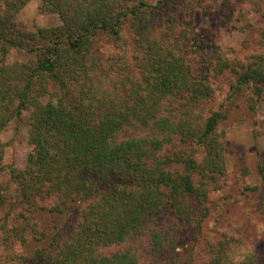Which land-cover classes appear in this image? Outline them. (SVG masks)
I'll list each match as a JSON object with an SVG mask.
<instances>
[{
  "label": "trees",
  "instance_id": "trees-1",
  "mask_svg": "<svg viewBox=\"0 0 264 264\" xmlns=\"http://www.w3.org/2000/svg\"><path fill=\"white\" fill-rule=\"evenodd\" d=\"M242 1L264 22V0ZM22 5L0 0V131L32 108L24 170L6 165L0 141V264H137L129 249L98 248L138 235L165 208L190 219L205 201L196 176L213 181L225 172L214 134L219 113L197 125L194 111L212 97L210 76L230 61L204 53L196 38L195 50H182L194 12L175 0H44L40 11L58 14L60 24L33 28L14 21ZM101 38L109 54L99 52ZM11 50L34 56L10 64ZM239 67L232 95L248 85L259 97L264 63ZM131 125L150 135L119 139ZM177 136L203 148L204 158L193 149L162 154ZM47 214L66 222L40 225ZM192 219L201 230L205 216ZM237 237L210 242L204 264H258ZM163 238L153 233L155 247L170 241Z\"/></svg>",
  "mask_w": 264,
  "mask_h": 264
},
{
  "label": "rangeland",
  "instance_id": "rangeland-1",
  "mask_svg": "<svg viewBox=\"0 0 264 264\" xmlns=\"http://www.w3.org/2000/svg\"><path fill=\"white\" fill-rule=\"evenodd\" d=\"M21 1L23 5L14 17L19 26L33 28L60 24L58 14L47 9L40 11L44 0ZM226 1L229 5H226ZM175 2L185 3L184 9L194 12L191 37L187 43L185 35L183 36L186 43L182 41V50L188 53L195 50L196 38L204 53L214 57L221 55L227 62L230 61V65L210 76L212 97L194 111L197 125L213 112L219 113L214 134L222 142L225 172L213 181L209 180L211 177L203 178L201 174L196 176L195 183L198 186L205 184V196L202 198L205 201L190 219H180L169 208H165L156 218L148 221L138 235L121 244L100 247L98 252L108 255L121 249H129L136 256L137 264H204L211 256L210 242L216 243L227 237L232 238L230 243L234 244L233 240L239 236L255 252L257 263L264 264V179L261 174V170L264 172V83L260 85L259 97L248 85L242 86L241 92L232 95L237 77L235 73L240 70V64L255 61L264 63L263 19L255 5L248 1ZM230 10L233 14L227 16L226 12L229 14ZM96 46L101 54H109L113 50L105 38H101ZM33 56L23 50H11L6 61L10 64L26 62ZM175 105L177 102H174L173 106ZM181 110L180 106L175 109ZM31 111V106H27L19 117L13 118L0 131V141L10 155L6 165L17 170L26 168L31 151L28 141ZM145 134L150 135L149 129L143 130L138 125H131L123 129L118 138ZM180 140L177 136L173 142L165 143L162 154H169L176 149H193L197 152L198 160L204 158L203 148ZM4 170L9 173V168ZM6 173L3 172L1 180L9 179ZM202 205L206 207L203 209ZM200 216H205L201 230L192 224V218L198 219ZM65 222V218L56 220L54 216L47 214L41 217L40 225L59 226ZM153 233H161L163 239L168 237L171 243L164 241L161 249L155 247ZM230 250L238 256L234 247Z\"/></svg>",
  "mask_w": 264,
  "mask_h": 264
}]
</instances>
